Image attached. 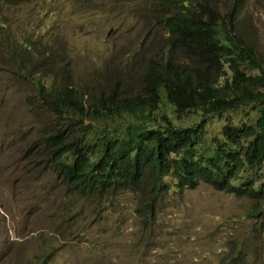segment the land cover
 <instances>
[{"label": "rangeland", "instance_id": "1", "mask_svg": "<svg viewBox=\"0 0 264 264\" xmlns=\"http://www.w3.org/2000/svg\"><path fill=\"white\" fill-rule=\"evenodd\" d=\"M5 1L0 264H264V209L253 195L201 182L165 194L150 217L134 192L99 198L73 190L50 156L56 129L73 138L79 127L75 116H57L46 105L43 79L91 102L112 91L138 94L150 66L171 54L197 64L172 47L158 0ZM190 1L223 15L235 9V32L264 56V0ZM25 59L37 63L34 72ZM248 110L229 113L246 119ZM223 124L215 118L208 138L220 135Z\"/></svg>", "mask_w": 264, "mask_h": 264}, {"label": "trees", "instance_id": "2", "mask_svg": "<svg viewBox=\"0 0 264 264\" xmlns=\"http://www.w3.org/2000/svg\"><path fill=\"white\" fill-rule=\"evenodd\" d=\"M158 5L172 47L197 64L171 54L150 66L138 94L112 91L91 102L75 88L40 81L46 105L57 116H75L79 127L73 138L62 127L48 138L58 173L87 197L134 192L150 217L165 194L201 182L251 194L264 209V56L235 32V9L223 15L190 0ZM7 42L0 31V44ZM24 65L29 73L37 67L29 59ZM245 109L246 119L229 113ZM218 117L220 135L208 138Z\"/></svg>", "mask_w": 264, "mask_h": 264}]
</instances>
